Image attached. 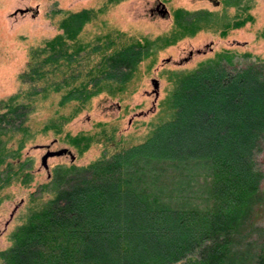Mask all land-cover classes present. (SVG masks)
Listing matches in <instances>:
<instances>
[{
  "label": "trees",
  "instance_id": "trees-1",
  "mask_svg": "<svg viewBox=\"0 0 264 264\" xmlns=\"http://www.w3.org/2000/svg\"><path fill=\"white\" fill-rule=\"evenodd\" d=\"M95 14L92 8L70 12L60 24L64 31L31 49L19 74L35 96L64 86L78 93L68 119L101 91L102 78L114 79L111 93L123 91L149 54L135 40L104 52L89 67L72 66L82 57L69 53L68 41ZM227 55L219 52L211 64L180 75L175 113L135 148L166 161L154 177L164 190L189 178L184 172L171 175L169 163L205 161L196 184L200 192H153L142 177L136 184L114 167L131 153L126 148L110 164H73L54 188L44 183L47 198H30L27 218L0 248V264H264V66L230 69L220 62ZM21 96L17 91L0 99V191L14 181L33 180V165L20 160L24 139L8 152L3 138L27 126L33 103ZM68 136L78 151L88 146L89 137Z\"/></svg>",
  "mask_w": 264,
  "mask_h": 264
},
{
  "label": "rangeland",
  "instance_id": "rangeland-1",
  "mask_svg": "<svg viewBox=\"0 0 264 264\" xmlns=\"http://www.w3.org/2000/svg\"><path fill=\"white\" fill-rule=\"evenodd\" d=\"M157 1L0 0V99L21 91L23 100L33 103L25 130H9L3 138H7L8 152L24 139L20 160L24 166L33 165L34 173L28 185L14 181L0 191V248L10 244L12 232L27 218L30 198L35 201L47 198V188H54L62 181L63 171L68 172L69 166L98 160L110 164L114 154L125 148L131 153L114 167L124 176L134 178L136 184H141L142 177L150 183L148 188L153 192H200L196 184L201 182L205 161L169 163L172 164L169 169L175 171L171 175L184 172L189 178L183 177L185 183L174 180L165 191L154 183V177L166 161L139 153L135 148L175 113L174 98L181 74L211 64L219 52L228 54L220 62L230 69L251 63L264 66V0H161L168 16L150 12ZM83 8H92L96 14L82 23L73 42L68 41L69 53L82 57L72 66L89 67L104 52L135 40L146 44L149 54L139 61L136 75L123 91L111 93L108 90L114 79L102 78L101 91L91 95L81 110L68 119L65 116L75 109L78 93H70L64 86L35 96L28 91L31 84L21 81L19 74L27 68L31 49L61 34L63 18ZM19 9L27 11L19 12ZM66 59L60 57L58 62L65 65ZM120 77L121 74L114 78ZM153 77L159 81L156 101L151 84ZM60 79L63 80L62 75H57L56 80ZM55 123L59 129H55ZM68 135L89 137L88 146L78 151ZM46 144L50 149L68 147L75 157L72 160L69 154L49 157L48 175L40 163ZM45 182L49 186L44 188Z\"/></svg>",
  "mask_w": 264,
  "mask_h": 264
},
{
  "label": "water",
  "instance_id": "water-1",
  "mask_svg": "<svg viewBox=\"0 0 264 264\" xmlns=\"http://www.w3.org/2000/svg\"><path fill=\"white\" fill-rule=\"evenodd\" d=\"M27 11V9H19V12H24ZM167 11V10H165ZM37 12V9H36ZM190 54H192V52H190ZM151 84H152V91L154 92V100L156 101L158 94H159V81L157 78L153 77L151 78ZM141 114V113H139ZM38 146H43V145H38ZM44 147L46 148L45 152L42 154L41 159H40V163L41 165L44 167V169L47 171L48 175H49V171H48V158L51 156H55V155H62V154H69L71 160L74 159V154L72 153V151L68 148V147H60L58 149H50V145L46 144L44 145Z\"/></svg>",
  "mask_w": 264,
  "mask_h": 264
},
{
  "label": "flooded vegetation",
  "instance_id": "flooded-vegetation-1",
  "mask_svg": "<svg viewBox=\"0 0 264 264\" xmlns=\"http://www.w3.org/2000/svg\"><path fill=\"white\" fill-rule=\"evenodd\" d=\"M165 10H167L166 6L161 0H158L156 4L152 8H150V12L152 14L159 13L162 16H168L169 15L168 10L167 11Z\"/></svg>",
  "mask_w": 264,
  "mask_h": 264
}]
</instances>
